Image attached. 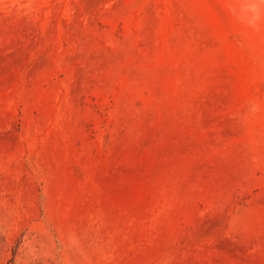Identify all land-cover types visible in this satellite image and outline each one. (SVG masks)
Instances as JSON below:
<instances>
[{"label":"rangeland","instance_id":"rangeland-1","mask_svg":"<svg viewBox=\"0 0 264 264\" xmlns=\"http://www.w3.org/2000/svg\"><path fill=\"white\" fill-rule=\"evenodd\" d=\"M0 264H264V0H0Z\"/></svg>","mask_w":264,"mask_h":264}]
</instances>
